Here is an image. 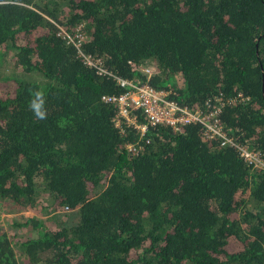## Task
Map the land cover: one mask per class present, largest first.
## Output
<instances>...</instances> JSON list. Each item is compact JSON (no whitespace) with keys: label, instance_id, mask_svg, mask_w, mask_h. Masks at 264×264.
Listing matches in <instances>:
<instances>
[{"label":"trees","instance_id":"16d2710c","mask_svg":"<svg viewBox=\"0 0 264 264\" xmlns=\"http://www.w3.org/2000/svg\"><path fill=\"white\" fill-rule=\"evenodd\" d=\"M57 24L79 27L81 52L115 76L187 107L219 100L222 129L261 163L197 123L115 124L103 96L124 88ZM9 50L0 207L74 219L25 215L37 232L18 244L0 229V264H264V0H0V55ZM35 91L46 119L29 107Z\"/></svg>","mask_w":264,"mask_h":264},{"label":"built area","instance_id":"2783aa9c","mask_svg":"<svg viewBox=\"0 0 264 264\" xmlns=\"http://www.w3.org/2000/svg\"><path fill=\"white\" fill-rule=\"evenodd\" d=\"M57 34L62 36L67 42L72 43L80 55L83 56L85 62L93 64L97 67L99 72L105 75H112L115 81L124 88L122 92L117 95L103 96L105 100H113L116 104V118L115 124L120 120H125L126 123L144 131L146 124L166 123L174 130H179L183 123H197L201 135L210 138L219 139L222 145L234 146L239 154L247 161L251 162L253 166L261 163V159L257 151L247 149L246 146L240 145L233 137L222 129L217 113L221 105L220 101L216 105L207 104L204 109L198 107H187L176 102L169 96L170 91L163 88H156L148 84L146 81H141L137 78H123L113 75L109 70L95 64L88 55L81 52L78 47L80 39L83 37L79 27H75L71 33L61 25L57 24ZM147 73L150 68H143ZM138 109L144 118V122H137L136 114H131V110ZM135 115V116H134Z\"/></svg>","mask_w":264,"mask_h":264},{"label":"rangeland","instance_id":"374dc122","mask_svg":"<svg viewBox=\"0 0 264 264\" xmlns=\"http://www.w3.org/2000/svg\"><path fill=\"white\" fill-rule=\"evenodd\" d=\"M9 52L5 53L3 56L0 55V79L1 76H7L11 73H16L11 68ZM33 215L34 218L40 219L42 224L47 227H56L62 223L71 222L74 219V211L68 209H56L50 211H42L37 213H24L9 210L7 207H0V229L5 230L12 242L18 244L19 238L33 237L36 235L37 230H35L31 220H26L25 224L22 222L25 220V215ZM21 223V224H20ZM16 255H18L17 247L14 248ZM20 264H22L20 262Z\"/></svg>","mask_w":264,"mask_h":264},{"label":"clouds","instance_id":"9594fccd","mask_svg":"<svg viewBox=\"0 0 264 264\" xmlns=\"http://www.w3.org/2000/svg\"><path fill=\"white\" fill-rule=\"evenodd\" d=\"M45 98L41 91H35L32 99L29 102V107L33 111L37 119L43 120L47 117V112L44 108Z\"/></svg>","mask_w":264,"mask_h":264}]
</instances>
